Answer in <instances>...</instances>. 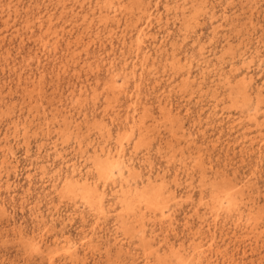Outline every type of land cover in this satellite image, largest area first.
Wrapping results in <instances>:
<instances>
[{"label": "rangeland", "instance_id": "374dc122", "mask_svg": "<svg viewBox=\"0 0 264 264\" xmlns=\"http://www.w3.org/2000/svg\"><path fill=\"white\" fill-rule=\"evenodd\" d=\"M136 1L153 11L139 22L148 32L144 70L135 24L109 18L105 28L96 0H0V264H50L53 254L55 264H165L180 249L186 264H264V132L254 119L258 98L264 107V0ZM230 62L253 78L245 113L229 98ZM114 79L127 92L106 94ZM257 115L264 124V108ZM122 144L127 175L166 194L156 215L130 223L118 214L117 189L107 188L103 215L61 190L91 170L96 149L117 153ZM229 183L244 187V218L217 223L214 196ZM253 206L262 225L251 231L243 226ZM67 240L78 249L72 261ZM212 241L214 254L192 256Z\"/></svg>", "mask_w": 264, "mask_h": 264}, {"label": "bare ground", "instance_id": "6f19581e", "mask_svg": "<svg viewBox=\"0 0 264 264\" xmlns=\"http://www.w3.org/2000/svg\"><path fill=\"white\" fill-rule=\"evenodd\" d=\"M78 2H80L81 4H85V2L87 0H76ZM97 2V9L99 12V16L101 19V22L103 23V25L105 26V28H109L110 23L109 18L113 19V20H117L120 23V19H125L126 20V25L131 27V25L135 24L136 27V31H138L139 33V37H138V43L136 44L137 46H133L134 47V53L136 55V58L138 60H140L141 66H142V70L146 69L148 66V63L150 61V57L149 56H143L142 59V54L144 53V40L145 38H147L148 32L146 30V28L141 27V22L140 20L142 19V17L147 16L146 18L150 19V17H153V11H151V6L149 7L148 5H141L138 3V1L136 0H119V2H117L118 4H116L113 1H108V0H96ZM105 2V3H104ZM156 2V1H155ZM151 5V3L149 4ZM96 7V6H95ZM85 11V10H84ZM79 13V12H78ZM187 13V12H184ZM189 15H184V19L186 22H189L188 24L191 25L195 20V17H188ZM194 16V15H193ZM196 16V15H195ZM53 18H50V22L52 23ZM95 20V19H94ZM152 21V20H151ZM76 22V21H75ZM96 22V21H95ZM116 22V21H115ZM122 22V21H121ZM140 22V23H139ZM149 24V23H148ZM147 26V25H145ZM52 27V26H51ZM90 28V27H89ZM133 28V27H132ZM52 30V29H51ZM152 31V30H151ZM65 32V31H64ZM84 33V32H83ZM124 34V38H125V42H126V37L128 34V30H124L123 31ZM126 34V35H125ZM53 35V34H52ZM1 37V36H0ZM82 37V36H81ZM117 37V36H116ZM63 38V37H62ZM79 39V40H78ZM78 43L79 44H83V39L82 38H78ZM82 39V41H80ZM105 39V38H104ZM87 41V40H86ZM124 42V41H123ZM78 44V45H79ZM89 43L86 44V49L89 48ZM157 45V44H156ZM5 46V45H4ZM155 46V45H154ZM78 52V51H77ZM82 54V53H81ZM146 54V53H145ZM174 57L178 56L177 54L173 55ZM152 59V58H151ZM234 59V58H233ZM182 60V59H181ZM72 64V63H71ZM66 65V64H64ZM189 65V64H188ZM230 66L231 69L229 71L230 76L226 79V84L229 87V98L235 102L238 107H240L242 109V112L245 113L247 111H249L248 105H252L255 102V98H253V93L251 92V88L250 85L251 83H253V78L249 77L246 73L244 74L243 72H238L239 69L236 67V63L234 62H230ZM177 72V71H176ZM188 73V78L189 80H191L190 78L191 76V71L187 72ZM241 74H244V77L242 79V81L238 84L236 83V78L239 77ZM134 75V74H133ZM185 75V74H184ZM128 76V75H127ZM127 76L125 77V79L127 78ZM23 78V77H22ZM21 79V78H20ZM142 79V78H141ZM221 80V79H220ZM137 81V80H136ZM141 81V80H139ZM185 81V80H184ZM142 82V81H141ZM190 82V81H189ZM192 83V82H191ZM34 84V83H33ZM125 84H127L126 82L124 84H119L118 79H114L113 83L110 84V86L107 89V93H111V92H127L126 88H125ZM157 84V83H156ZM45 85V84H44ZM58 85V84H57ZM162 86V85H161ZM193 86V85H192ZM46 87V86H45ZM87 87V86H86ZM141 87V85H140ZM196 87V86H195ZM205 87V86H204ZM128 89V88H127ZM12 91V90H11ZM24 91V90H23ZM48 91V90H47ZM217 92V91H216ZM85 93V92H84ZM88 93V92H87ZM132 94V93H131ZM134 94V93H133ZM40 95V94H39ZM110 96V95H109ZM129 96V95H128ZM99 97V96H98ZM108 97V95H107ZM202 97V96H201ZM116 98V97H115ZM134 98V96L132 97ZM15 99V98H14ZM112 99V98H111ZM118 100V99H117ZM8 101V100H7ZM142 101V100H141ZM95 102V101H94ZM117 102V101H115ZM120 102V101H119ZM111 103V102H110ZM138 103V102H137ZM141 103V102H140ZM80 105V104H79ZM52 106V105H51ZM140 106V105H139ZM168 106V105H167ZM166 106V107H167ZM44 107V106H43ZM66 108V107H65ZM75 108V107H74ZM264 108L262 106V101L260 98L257 99V107H256V114H255V121L258 123V130L260 133L264 132V124H260L259 118H258V113L260 111V109ZM25 109V108H24ZM139 108L138 106L135 107V111H137ZM164 111V109H163ZM171 111V109H170ZM10 112V111H9ZM45 112V111H44ZM58 112V111H56ZM11 113V112H10ZM14 113V112H13ZM47 113V112H46ZM148 113V112H147ZM118 114V113H117ZM153 114V113H152ZM167 114V113H166ZM171 114V113H170ZM13 115V114H12ZM59 115V114H58ZM116 115V114H115ZM21 116V115H20ZM45 116V115H44ZM118 116V115H117ZM116 116V117H117ZM164 116V115H163ZM129 117V116H128ZM138 116H134L132 119L133 121L128 123V125L130 127L129 132H131L130 136H133L135 134V126L137 124V118ZM155 117V116H154ZM161 117V116H160ZM2 118V117H1ZM164 118V117H163ZM67 119V118H66ZM114 119V118H113ZM65 120V119H64ZM128 120V119H127ZM165 120V119H164ZM175 120V119H173ZM99 121V120H98ZM113 121V120H112ZM116 121V120H115ZM161 121V119H160ZM166 122V121H165ZM64 123V122H63ZM80 123V122H79ZM132 123V124H131ZM153 124V123H152ZM17 125V124H16ZM71 125V124H70ZM79 125V124H78ZM95 125V124H94ZM93 125V126H94ZM67 126V125H66ZM9 127V125L7 126ZM126 127V126H125ZM139 133L140 136L145 134V130H147V122L146 120H144V118L140 121L139 123ZM10 128V127H9ZM32 128V127H31ZM48 128V126H47ZM60 128V127H59ZM78 128V127H77ZM76 128V129H77ZM88 128V127H87ZM61 129V128H60ZM63 130V129H62ZM78 130V129H77ZM111 130V129H110ZM127 130V128H126ZM124 130V131H126ZM39 131V130H38ZM49 131V130H48ZM27 132V131H26ZM64 132V130L62 131ZM70 132V131H69ZM90 132V131H89ZM102 132V131H101ZM147 132V131H146ZM21 133V132H20ZM28 133V132H27ZM67 133V132H66ZM84 133V132H83ZM103 133V132H102ZM105 133V132H104ZM125 133V132H124ZM6 134V133H5ZM15 134V133H14ZM32 134V133H31ZM128 134V131L127 133ZM124 134V136L126 135ZM174 134V133H173ZM64 135V134H63ZM105 135V134H104ZM109 135V134H108ZM129 135V134H128ZM148 135V134H147ZM110 136V135H109ZM127 136V135H126ZM125 136V137H126ZM163 136V135H162ZM9 137V136H8ZM53 137V136H52ZM119 137V136H118ZM78 138V137H77ZM166 138V137H165ZM169 138V137H168ZM26 139V138H25ZM38 139V138H37ZM65 139V138H64ZM69 139V138H68ZM71 139V138H70ZM125 139V138H124ZM123 139V140H124ZM16 140V138H15ZM86 142V141H85ZM105 142V141H104ZM116 142V141H115ZM137 142V141H136ZM144 142V141H143ZM27 143V142H26ZM29 143V142H28ZM84 143V142H83ZM103 143V142H102ZM10 144V143H9ZM15 144V143H14ZM31 145V144H30ZM82 145V144H81ZM100 145V144H99ZM169 145V144H167ZM19 146V144H18ZM90 146V145H89ZM8 147V146H7ZM27 147V146H26ZM82 146H80L81 149ZM85 147V146H84ZM95 147V146H94ZM106 147V146H105ZM83 148V147H82ZM118 148V147H117ZM149 148V147H148ZM8 149V148H7ZM56 149V148H55ZM58 149V148H57ZM92 149V148H91ZM96 148H94L95 150ZM139 149V148H138ZM196 149V148H195ZM26 150H28L26 148ZM78 150V149H77ZM84 150V149H83ZM125 150V148H124ZM124 150H123V144L121 145V148L119 150V152L114 153L112 150H108L107 148H102V150L96 149L94 152V157H95V161L94 164H92L93 166L91 167V170L88 171L85 174H81L79 175V179H76L75 177V181L74 180H66L63 183L62 186V191L63 193H69L71 195V197H73L74 199L81 201L83 204H85L92 212L97 213L98 215H103L104 214V208L106 207V191L107 188L112 187L113 189H117V191L113 192V193H118V196L120 197V204L118 206V208H120V213L119 216L121 217V219L126 222V223H130L133 221H137L139 214L140 215H146L147 213H157L158 209H160V205L165 201V192L164 190H160V187H158L159 189H156V187H154L155 185H153L154 183L151 182L150 184L153 185V190H149V188L147 187V183H145V181L142 180V182H138L137 180H133L131 179L130 175H127V173L131 174V168L129 169L126 166V162H125V155H124ZM134 150V149H133ZM153 150V149H152ZM261 150H264V144H261ZM2 151V150H1ZM65 151V150H64ZM117 151V150H115ZM67 152V151H66ZM87 152V151H86ZM85 152V153H86ZM91 152V151H90ZM190 153V152H189ZM262 153V151L260 152ZM69 154V153H68ZM84 156V153H82ZM88 154V153H87ZM91 154V153H90ZM136 154V153H135ZM81 155V154H80ZM86 155V154H85ZM93 155V154H92ZM62 156V155H61ZM87 156V155H86ZM203 156V155H202ZM85 157V156H84ZM60 158V157H59ZM62 158V157H61ZM87 158V157H86ZM91 158V157H90ZM131 158V157H130ZM202 158V157H201ZM206 158V157H205ZM264 159V158H263ZM3 160V159H2ZM7 161V159L5 158L4 161ZM12 160V159H11ZM63 160V159H62ZM90 160H93L92 158ZM89 160V162H90ZM204 160V159H203ZM129 161V160H128ZM145 161V160H144ZM8 162V161H7ZM6 162V163H7ZM64 162V160H63ZM87 162V161H86ZM11 163V162H9ZM92 163V162H91ZM130 163V162H129ZM185 163V162H184ZM187 164V163H186ZM6 166V164H4ZM2 166V165H1ZM91 166V165H90ZM130 166V165H129ZM188 166V165H187ZM75 167V165H74ZM73 167V168H74ZM135 167V166H134ZM138 168V167H137ZM152 168V166H151ZM193 168V166H192ZM75 170V169H74ZM194 171V170H193ZM218 171V170H217ZM69 172V171H68ZM75 172V171H74ZM81 173V172H80ZM223 173V172H222ZM45 174V173H44ZM143 174V173H142ZM226 175V174H225ZM67 176V175H66ZM76 176V174H75ZM52 177V176H51ZM72 177V176H71ZM74 177V176H73ZM178 177V176H177ZM229 177V176H228ZM1 178V177H0ZM69 178V176H68ZM157 178V177H156ZM159 178V177H158ZM56 179V176H55ZM63 178H61L62 180ZM166 179V178H165ZM176 179V178H175ZM54 181V180H53ZM153 181V180H152ZM160 181V180H159ZM177 181V180H176ZM58 182V181H57ZM62 182V181H61ZM157 182V181H156ZM178 182V181H177ZM163 183V182H162ZM176 183V182H175ZM179 183V182H178ZM61 184V183H60ZM147 186H146V185ZM160 185V184H159ZM164 186V185H163ZM172 187V186H171ZM243 186L237 185V183H229V185H226L225 187H220V189H218V192L215 194L214 196V200H213V210L216 212V221L218 223V219L225 214L224 216L226 217V219H234L238 217V221L244 218V214L242 211V208L238 207L239 206V194L243 191ZM169 189V188H168ZM58 191V190H56ZM172 191H174L172 189ZM108 192V191H107ZM177 192V190H176ZM112 193V194H113ZM169 193V192H168ZM177 195V194H176ZM177 197V196H176ZM116 199V198H115ZM109 201V200H108ZM80 202V203H81ZM74 203V202H73ZM116 203V202H115ZM112 205V204H111ZM206 205H211V203H206ZM113 206V205H112ZM110 207V206H109ZM255 206H253V209H250L249 211L251 212V222H249L247 225H244L243 227L246 228H251L253 230H256L258 228V226L260 227V223H258L260 220H262L260 218L257 219L259 221L255 222L252 221L253 219H255L253 217V213L255 212ZM111 208V207H110ZM247 208V207H246ZM108 210V209H107ZM110 211V210H109ZM111 214V213H110ZM164 216V215H163ZM105 217V216H104ZM147 217V216H146ZM224 217V218H225ZM118 218V217H117ZM163 218V217H162ZM103 219V218H102ZM119 219V218H118ZM73 220V219H72ZM154 220V219H153ZM220 220V219H219ZM98 222V221H97ZM163 222V221H162ZM161 222V223H162ZM141 223V221H140ZM264 223V222H263ZM136 224V223H135ZM142 224V223H141ZM140 224V225H141ZM145 224V223H144ZM142 226V225H141ZM140 226V227H141ZM146 226V224L144 225ZM144 226L142 228H144ZM217 226V225H216ZM238 227H240L241 225L237 224ZM149 227V226H148ZM264 227V226H263ZM46 228V227H45ZM126 229V227H125ZM135 229V228H134ZM146 229V228H145ZM148 229V228H147ZM130 230V229H129ZM211 230V229H210ZM249 231V230H248ZM261 231V230H260ZM263 231V230H262ZM131 232V231H129ZM143 232V230H142ZM147 232V231H146ZM168 232V231H167ZM259 232V231H258ZM210 233V232H209ZM262 232H259V235ZM23 234V233H22ZM143 234V233H142ZM211 234V233H210ZM246 234V233H245ZM255 234V233H254ZM33 235V234H32ZM44 235V234H43ZM126 235V233H125ZM132 235V234H131ZM130 235V236H131ZM139 236V235H138ZM143 236V235H142ZM262 235H260L261 237ZM47 237V236H46ZM207 237V236H206ZM89 238V237H88ZM91 239V237H90ZM139 239V238H137ZM145 239V233H144V238L143 241ZM43 240V239H42ZM42 240H41V244H42ZM64 240V239H63ZM207 240V239H206ZM66 241V240H65ZM85 241V240H84ZM83 241V244H84ZM154 241V240H153ZM201 241L203 242L202 238ZM246 241V240H245ZM38 242V240H37ZM44 242V241H43ZM58 242V241H57ZM61 242V241H60ZM88 242V240H87ZM93 242V241H91ZM199 242L197 246H195V248L192 251V256L195 258H202L204 256L209 257V255L214 254V247L215 244L212 242L209 243H202ZM55 243V242H54ZM141 243V242H140ZM139 243V244H140ZM144 243V242H143ZM149 243V242H148ZM174 243V242H173ZM39 244V243H38ZM57 244V243H56ZM60 245L62 243H59ZM82 244V243H81ZM87 244V243H86ZM92 244V243H91ZM43 245V244H42ZM58 245V244H57ZM141 245V244H140ZM219 245V243H218ZM39 246V245H37ZM87 246V245H86ZM92 246V245H91ZM40 247V246H39ZM64 249L66 250V255L68 258L71 259V261L75 258L76 254V247L75 244L72 245L70 242H66L65 246L63 245ZM62 247V248H63ZM85 247V246H84ZM41 248V247H40ZM89 248V247H88ZM186 248V246H185ZM218 248V247H217ZM83 249V248H82ZM87 249V248H86ZM85 249V250H86ZM147 249V248H146ZM152 249V248H151ZM35 250V249H34ZM41 250V249H40ZM61 250V249H60ZM150 250V249H149ZM176 250V249H175ZM187 250V249H186ZM59 251V249H58ZM124 251V250H123ZM148 251V250H147ZM146 251V252H147ZM158 251V250H157ZM156 251V253H157ZM222 250H220L221 252ZM61 251H59L60 253ZM152 252V251H151ZM146 256H150L154 253H152ZM42 253V252H41ZM58 253V254H59ZM64 253V252H63ZM145 253V251H144ZM149 253V252H148ZM146 253V254H148ZM173 253V252H172ZM252 253V252H251ZM159 253H157L158 255ZM175 255H177V261L175 263V261H169L165 262V264H186L183 261V258L185 256V252H183V250H178L175 253H173ZM223 253H221L222 255ZM52 255V254H51ZM54 256H56L55 254H53ZM65 255V254H64ZM168 255V252L167 254ZM50 257V264H55L56 263V257ZM62 256V254H61ZM155 256V255H154ZM219 256V255H218ZM228 256V255H227ZM59 257V256H58ZM168 256H166L165 258H168ZM212 257V256H211ZM226 257V256H223ZM171 258V257H170ZM169 258V259H170ZM218 258V257H217ZM59 259V258H58ZM63 259V258H62ZM67 259V258H66ZM164 259V258H163ZM207 259V258H206ZM160 260V259H159ZM165 260V259H164ZM185 260V259H184ZM211 260V259H210ZM220 260V259H219ZM65 261V259H64ZM146 261V259H145ZM150 261V260H149ZM167 261V260H166ZM213 261V260H212ZM217 262V261H216ZM227 262V261H226ZM229 262V261H228ZM74 263V262H73ZM154 264L156 262H153ZM152 263V264H153ZM202 263V262H201ZM221 263H224L221 261ZM150 264V263H149ZM162 264V263H161ZM211 264V263H210ZM216 264V263H215ZM218 264V263H217ZM228 264V263H227Z\"/></svg>", "mask_w": 264, "mask_h": 264}]
</instances>
